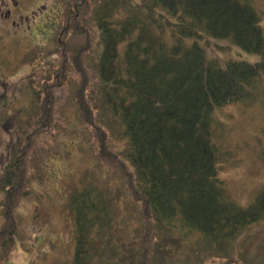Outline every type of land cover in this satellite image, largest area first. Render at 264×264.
<instances>
[{
	"label": "trees",
	"instance_id": "16d2710c",
	"mask_svg": "<svg viewBox=\"0 0 264 264\" xmlns=\"http://www.w3.org/2000/svg\"><path fill=\"white\" fill-rule=\"evenodd\" d=\"M92 1L101 51L91 104L84 101L80 107L85 113L97 109L94 129L101 154L124 173V161L132 166L125 173L127 192L147 230L137 233L140 238L132 236L128 243L139 238L132 247L122 244L116 205L120 191L114 196L113 189L109 192L89 173L82 180L65 175L60 204L73 219L72 264H166L186 247L191 257L202 253L193 252L195 242L199 249L233 261L236 251L249 252L258 239V262L246 263L264 264V237L250 232L264 221V185L247 205L240 204L222 176L224 160L215 137L224 129L218 111L251 99L264 76V27L255 0ZM225 40L260 59L221 62L210 52L212 44ZM46 82L32 83L30 109L39 112L36 128L21 133L0 176V264L18 236L20 206L40 199L33 185L52 175L44 167L46 159L37 163L34 156L38 139L45 144L41 133L52 122L48 101H40L43 89L52 88ZM111 139L124 149L110 148ZM179 228L204 237L194 233L189 246ZM124 246L126 251L137 247V258H127L128 252L122 257ZM116 251L117 259L112 257Z\"/></svg>",
	"mask_w": 264,
	"mask_h": 264
},
{
	"label": "rangeland",
	"instance_id": "374dc122",
	"mask_svg": "<svg viewBox=\"0 0 264 264\" xmlns=\"http://www.w3.org/2000/svg\"><path fill=\"white\" fill-rule=\"evenodd\" d=\"M93 4L92 0H0V176L21 133L36 128L39 112L30 109L32 83L41 86L46 80L52 86L49 91L43 89L40 97V101H48L52 122L41 133L45 144L39 138L34 147L35 161L46 159L49 167H44L52 175L47 174L43 183L33 185L40 199L21 202L22 222L4 264H72L76 248L74 224L60 204L65 186L60 181L65 175L82 180L89 173L99 185L104 183L108 191L113 189L114 196L120 191L121 200L116 205L122 244L132 247L139 242L138 234L144 235L147 230L138 205L135 206L127 192L130 183L125 173H131L132 166L124 161V173L121 165L101 154L99 134L94 129V125L98 126L97 109L85 113L80 107L84 101L90 103L94 68L101 51L100 34L92 19ZM255 5L264 27V0H255ZM10 9L12 16L4 15ZM20 15L23 17L19 20ZM211 48L210 54L223 63L247 56L250 62L260 59L228 40L218 41ZM217 116L224 128L215 135L221 163L224 160L222 176L232 196L247 205L264 185V77L257 83L252 100L234 103L219 110ZM22 142L26 144L25 137ZM114 145L116 152L124 149L121 142L111 139L110 148ZM3 219L0 216V227ZM261 230L264 231V221L252 226L250 232H259L264 237ZM179 231L182 235V231L186 232L183 239L189 246L194 233L195 238L204 237L197 230L179 228ZM135 234L139 238L133 244L128 243ZM259 243L258 239L249 252L243 250L237 255L236 251L237 257L230 261L220 254L211 255L210 250L199 249L201 245L195 242L193 252L202 250L197 257H191L186 247L166 264H247L250 259L257 263ZM127 246L121 256L128 252L127 258H137L138 248L126 251ZM116 254L118 251L112 257ZM194 258L199 260L195 262Z\"/></svg>",
	"mask_w": 264,
	"mask_h": 264
},
{
	"label": "flooded vegetation",
	"instance_id": "af4514ba",
	"mask_svg": "<svg viewBox=\"0 0 264 264\" xmlns=\"http://www.w3.org/2000/svg\"><path fill=\"white\" fill-rule=\"evenodd\" d=\"M18 6H19V5L16 4V9H18ZM4 15H6V16H10V17H11V16H12V10H11V9L8 10ZM22 17H23V16L20 15V16H19V20H20ZM13 22H14L15 24H18L16 20L13 21Z\"/></svg>",
	"mask_w": 264,
	"mask_h": 264
}]
</instances>
